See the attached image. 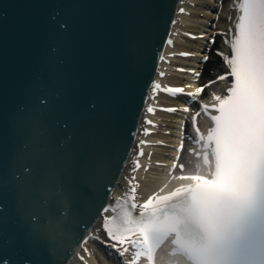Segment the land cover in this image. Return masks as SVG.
<instances>
[{
	"label": "snow or ice",
	"instance_id": "obj_1",
	"mask_svg": "<svg viewBox=\"0 0 264 264\" xmlns=\"http://www.w3.org/2000/svg\"><path fill=\"white\" fill-rule=\"evenodd\" d=\"M129 7L138 10L137 13L112 26L128 36L121 58L114 64L101 62L94 66L87 78L80 66L59 58L25 66L16 78L9 76L5 66H0V239L6 243L7 236L22 225L25 235L20 241V251L32 253L44 246L54 254L66 238L68 246L75 243V237L69 235L64 210L75 202L74 181L81 163L94 150L106 147V143L99 141L115 134L116 119L114 115L105 125L88 129V142L79 156L71 152L54 156L48 148L53 138L48 132L51 100L44 89H62L69 108L85 83L101 88L114 103L131 96L138 76L145 70L140 41L159 6L145 2ZM233 8L237 17L231 40L226 42L231 55L223 57L229 71L217 77L218 80L231 77L227 94L213 95L215 105L210 109L199 105L200 111L215 113L209 116L212 127L206 136L196 128L197 117L191 118L197 142L202 144L203 155L197 159H202L206 172L200 171L199 164L190 166L189 174L174 177L186 184L168 195L154 194L138 205L136 187H131L126 196L103 207L104 213H111L103 220V231L113 242L108 247L119 257L133 249L128 264H138L141 258L147 264H157L156 253L165 243L170 248L159 264H264V0H235ZM60 27L66 25L61 23ZM97 41L96 29H89L85 49L93 52ZM212 42L214 38L209 37L208 43ZM51 52L55 54L57 49L52 48ZM208 59L205 55L202 62ZM215 82L209 81L186 95L194 102L204 88ZM150 87L158 91L161 86L151 83ZM38 90L41 94L36 95ZM163 90L172 97L184 92L180 87ZM21 96L30 100L34 97L39 121L28 114L27 104L19 102ZM96 108L95 103L89 105L90 111ZM147 111L152 113L153 109ZM183 111L188 112V107ZM37 123L39 132L34 131ZM51 126L67 128L59 119L52 120ZM60 148L65 145L61 143ZM27 152L32 153V162L24 158ZM8 164L13 168L19 165V171L12 172L14 184L7 179ZM133 167L138 169L139 164L134 161ZM172 167L175 169L177 164L173 162ZM179 168L185 171L184 164ZM37 169L41 176L34 183ZM22 264H33V260L24 258Z\"/></svg>",
	"mask_w": 264,
	"mask_h": 264
},
{
	"label": "water",
	"instance_id": "obj_2",
	"mask_svg": "<svg viewBox=\"0 0 264 264\" xmlns=\"http://www.w3.org/2000/svg\"><path fill=\"white\" fill-rule=\"evenodd\" d=\"M145 2L159 8L152 14L148 30L140 41L145 70L138 76L131 96L114 103L101 88L85 83L77 93L74 105L69 108L62 89H44V94L51 100L48 132L53 138L48 148L54 156L64 152L79 156L88 142L87 130L105 125L114 115L116 119L115 134L99 141L106 143V147L94 150L87 161L81 163L74 181L75 202L64 210L69 235L75 237V243L68 246L66 238L54 254L44 246L32 253L26 249L20 251V241L25 235L21 225L7 236L6 243L0 239V264H8L9 261L22 264L24 258L32 259L33 264H64L72 248L91 226L126 158L140 107L167 35L170 23L167 15L171 16L176 3V0H0V66H5L12 78L19 76L25 66L54 58L80 66L86 78L87 73L101 62L116 63L127 47L128 36L115 31L112 26L137 13L138 10L130 5ZM61 23L66 27L62 29ZM91 28L98 33L93 52L85 49V34ZM52 48L57 49L55 54L51 52ZM39 94L38 90L36 95ZM33 101L34 97L31 100L19 97V102L27 104L31 118L39 121L40 113ZM92 103L97 108L90 111ZM55 119L66 123L67 128L53 129L51 121ZM34 131H40L38 123L34 125ZM61 143L65 145L64 149L60 148ZM31 157V152L24 153L28 162H32ZM13 171H19L18 164L14 168L7 165V179L11 184L15 183ZM40 176L37 169L33 182H37Z\"/></svg>",
	"mask_w": 264,
	"mask_h": 264
},
{
	"label": "bare ground",
	"instance_id": "obj_3",
	"mask_svg": "<svg viewBox=\"0 0 264 264\" xmlns=\"http://www.w3.org/2000/svg\"><path fill=\"white\" fill-rule=\"evenodd\" d=\"M177 2L174 5L172 14H170L171 16L167 15V19L170 20L169 26L171 24V21H175V23H172L171 29L168 28L167 32L170 33L169 36L166 37L167 42L169 43V41H171V43L169 44H172L173 47H169V45H166L165 42L163 43V55L159 54L156 62L155 80H158V73H160V71H164L163 69H165V67H169V64L159 62L162 58L168 59L171 63H173L174 66H182V64H185L188 61L190 63L196 62L195 59L184 58V60H182V57H169V54L181 52L182 50L187 51L191 48H195L197 46L199 47L201 43H205V36L203 35L205 33L213 34L215 26L224 23L222 22V17H225L228 11L227 7L220 10L221 0H177ZM180 8L184 9L183 13L178 12ZM209 8L213 10L212 13L206 10ZM214 13H218V21H215V19H213L217 16ZM199 35L201 37H199ZM178 61L180 63H176ZM196 65H199V63ZM182 77V74L175 73L173 76H166L164 77V79H159L158 81H181ZM162 119L168 127L166 126L163 128H159V131L157 130L158 133L156 137H158L159 139L157 140V144H155V146L152 148L155 154L154 160H157V158L159 159V157H163L164 153H167L168 155L171 152V143L173 142V137L176 133V131L173 130V125L175 123L173 115L162 114ZM153 129L155 131V128ZM141 138L142 137L139 135V132L136 133L135 144ZM150 138H152V136H150ZM161 142H166L167 144L162 146ZM134 154V151L131 152V155L128 157L129 160L133 158ZM159 169L160 168L153 166L147 174H143L144 176L142 175V173L138 174V178H142V180L145 182L143 184L144 189L142 186V190L146 191V194L156 190L160 186L161 183L159 182V179L161 172L158 171ZM129 170V163H126L118 179V186L120 185V183H122L124 177L129 175ZM118 186H115V188L117 189ZM106 215H108V213ZM100 223V220H98L93 226L91 232H97ZM97 254V256L93 255L91 258L87 259L88 264H113L112 262L106 261V259L102 257L101 251L98 248ZM94 257L97 262L94 260ZM73 262L74 259H72L69 264Z\"/></svg>",
	"mask_w": 264,
	"mask_h": 264
}]
</instances>
